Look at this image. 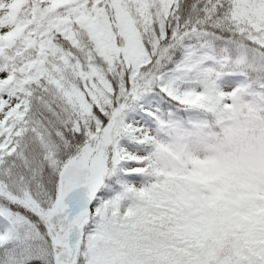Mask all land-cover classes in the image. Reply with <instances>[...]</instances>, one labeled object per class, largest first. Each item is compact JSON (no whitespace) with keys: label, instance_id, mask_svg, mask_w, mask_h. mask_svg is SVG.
<instances>
[{"label":"snow or ice","instance_id":"obj_1","mask_svg":"<svg viewBox=\"0 0 264 264\" xmlns=\"http://www.w3.org/2000/svg\"><path fill=\"white\" fill-rule=\"evenodd\" d=\"M206 80L264 95V0H0V264H194L150 146Z\"/></svg>","mask_w":264,"mask_h":264},{"label":"rangeland","instance_id":"obj_2","mask_svg":"<svg viewBox=\"0 0 264 264\" xmlns=\"http://www.w3.org/2000/svg\"><path fill=\"white\" fill-rule=\"evenodd\" d=\"M206 80L150 146L158 197L194 264H264V95Z\"/></svg>","mask_w":264,"mask_h":264},{"label":"trees","instance_id":"obj_3","mask_svg":"<svg viewBox=\"0 0 264 264\" xmlns=\"http://www.w3.org/2000/svg\"><path fill=\"white\" fill-rule=\"evenodd\" d=\"M245 86H246V89L248 91H251L254 94H257L258 92H260L257 89L255 82H253V83H246ZM231 264H244V260H241L240 258L233 257V260L231 261Z\"/></svg>","mask_w":264,"mask_h":264}]
</instances>
